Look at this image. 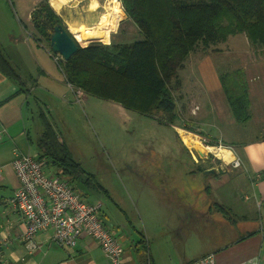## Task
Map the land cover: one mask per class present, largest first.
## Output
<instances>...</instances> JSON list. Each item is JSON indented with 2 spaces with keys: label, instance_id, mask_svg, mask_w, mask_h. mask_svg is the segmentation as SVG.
Listing matches in <instances>:
<instances>
[{
  "label": "crops",
  "instance_id": "0c3cea01",
  "mask_svg": "<svg viewBox=\"0 0 264 264\" xmlns=\"http://www.w3.org/2000/svg\"><path fill=\"white\" fill-rule=\"evenodd\" d=\"M36 2L39 0H34V4ZM29 15L31 18V12ZM35 41L44 49L41 52L43 57L38 54L36 58L37 79L44 76L54 84L61 83L53 73L59 75L57 69H62L50 49L37 39ZM28 50L32 55L31 47ZM19 56L20 53H12L11 58H7H15L20 64L23 59ZM259 58H253L250 64L241 67L249 81L250 110L253 96L264 102V72L258 68H262L263 57ZM202 60L199 65L204 68L205 61ZM23 69L20 65L18 73L22 77L21 81L8 77L0 70V128H4L0 143V264H114L96 240L83 236L75 247H62L54 241L52 228L38 232L35 237L38 247L35 250H29L25 244L23 217L8 203L20 184L12 161L16 150L39 156L38 140L42 133L40 119L44 113L41 97L32 99L31 96L37 89L38 81H33V74ZM257 69L258 72L254 71ZM216 76L212 66L210 73L206 71L204 82L214 83L208 87V96L218 121L217 135L204 133L200 127L191 128L207 137L206 140L231 147L241 159L239 167H233L231 161L223 159L216 165L222 172L233 175L229 177L231 189L225 193L219 192L218 197H215L207 179L197 187L198 178L192 180L190 160L160 159L157 153V159L144 161L141 166L150 168V171H145L147 175L141 177V184L135 192L136 198L131 197L130 204L121 198L122 201H118L122 206L119 213L102 211L105 224L124 246L121 264H188L208 254H214L215 264H264V135L262 139L242 140L239 129L242 123L236 120L227 97L222 93L221 79H218L217 84ZM184 84L182 79L181 98H190L185 96ZM85 99L88 100L87 97ZM183 101L184 109L190 108ZM116 104L125 109L121 104ZM195 108L196 103L191 105L192 114ZM30 122L34 123L38 138L37 154L31 153L35 141L31 136L33 129ZM175 127L178 130L181 126ZM180 147L187 149L195 162L198 160L183 141ZM161 151L162 156L168 157L173 148L165 146ZM43 161L45 166L48 165V160ZM176 166L186 169L176 172ZM50 174L56 172L50 171ZM77 189L84 196L82 189ZM243 189H250L252 197H240L237 190ZM207 195L214 196L211 200L213 205L200 203V197L206 199ZM216 204L219 209L214 213L213 206ZM255 206L260 210L259 216L256 215Z\"/></svg>",
  "mask_w": 264,
  "mask_h": 264
},
{
  "label": "rangeland",
  "instance_id": "374dc122",
  "mask_svg": "<svg viewBox=\"0 0 264 264\" xmlns=\"http://www.w3.org/2000/svg\"><path fill=\"white\" fill-rule=\"evenodd\" d=\"M40 1L44 0H39L35 4L34 0H0V48L9 58L12 53H17V55L20 53L19 58L23 59L20 60V64L15 58L8 59L17 72H19V66L22 65L24 68L22 71L32 73L33 81L39 75L36 64L37 55H41L44 49L37 45L33 37L38 35L29 14L39 6ZM47 1L61 16L67 29L80 45L86 46L91 42H101L115 46L143 38V34L135 23L127 17L121 0L118 2L123 17L116 28L111 30L104 27L101 39L93 38L92 40L85 37L77 38L75 28L81 25L96 27L102 14L110 11L113 0H67L59 10L53 6L52 0ZM43 43L49 47L46 41L43 40ZM30 47L33 50L32 55L28 50ZM206 56L207 58L204 59ZM259 57L263 58L260 65L262 68H258L264 72L263 50L249 41L245 33L230 35L226 41L211 45L207 49L198 46L188 55L184 61V67L178 70L177 78L171 83L173 93L178 98L179 118L175 123L166 121L162 112L157 116L165 122L126 108L121 109L116 103L74 89L66 82L63 70L59 69H57L59 75L54 73L53 75L57 76L62 81L61 83L54 84L41 76L39 80H36L38 81L37 89L31 96L32 99L40 96L42 100L40 103L44 113L43 118L40 119L42 132L46 127L45 124L50 123L60 143H63L71 157L81 164L83 172L76 179L77 186L82 189L88 201L101 203L102 211L111 210L119 213V208L122 206L118 204L120 203L118 201H122L121 198H124L128 204H130L131 197L136 198L135 192L138 190L137 186L141 184V177L147 175L145 171H150V168L141 165L144 161L157 159V153L160 159L190 160L192 180L194 177H196L195 180L198 178L197 187L202 185L204 179H207L212 193L218 197L219 192L225 193L231 189L229 177L233 176L216 168V165L220 164L221 156H224L220 149L230 148L233 152L232 148L218 141L209 142L210 140H206L199 131L192 128L195 131L192 132L198 134L204 145L215 146L211 151L207 149V152L203 153L191 149L195 158H198L195 162L188 150L180 147L183 140L175 126L182 127L187 124L186 126L190 128L200 127L204 133L217 135L218 121L215 118L214 106L208 96V87L214 83L205 84L206 71L210 73L213 66L218 84L221 76L245 64H250L253 58L260 59ZM200 59L205 61L203 62L204 68L199 65ZM182 79L185 83V96H191L190 98H181ZM85 97L88 100H84ZM183 100L187 106H190L187 110L184 109ZM252 102L250 119L239 127L244 141L262 139L264 135V102L259 101L256 96H253ZM195 103L197 108L192 114L191 105ZM29 125L33 129L31 136L35 141L31 153L37 154L36 139L38 138L34 132V123L30 122ZM219 145L223 147L217 149ZM165 146L173 148L168 157L162 156L161 150ZM233 155L237 156L234 152ZM184 168L186 169V167L176 166L174 170L177 172ZM45 171L50 174V171L58 172V168L49 161L47 167L45 166ZM237 193L243 199L247 195L252 197L250 189L237 190ZM191 197L197 196L192 195ZM213 197L207 195L204 199L201 196L200 203L213 205L211 202ZM218 209L217 204L213 206L214 213H217ZM258 211L260 210L255 206L257 216L260 213Z\"/></svg>",
  "mask_w": 264,
  "mask_h": 264
},
{
  "label": "trees",
  "instance_id": "16d2710c",
  "mask_svg": "<svg viewBox=\"0 0 264 264\" xmlns=\"http://www.w3.org/2000/svg\"><path fill=\"white\" fill-rule=\"evenodd\" d=\"M121 1L127 17L143 34L142 39L115 46L101 42L83 46L76 41V52L56 62L74 89L119 103L128 110L159 121L164 120L157 116L162 112L166 121L175 123L179 118L178 102L171 83L198 46L207 49L230 35L245 33L264 53V0ZM31 20L38 35L33 37L43 45L46 41L53 56L58 55L50 47V35L58 23L68 30L61 16L44 0L32 11ZM0 70L16 81L22 79L1 48ZM220 79L236 120L246 123L251 113L245 70L237 68ZM45 125L38 140L37 158L51 161L58 168L56 174L78 188L81 164L60 143L51 124ZM182 128L194 131L186 125Z\"/></svg>",
  "mask_w": 264,
  "mask_h": 264
},
{
  "label": "built area",
  "instance_id": "2783aa9c",
  "mask_svg": "<svg viewBox=\"0 0 264 264\" xmlns=\"http://www.w3.org/2000/svg\"><path fill=\"white\" fill-rule=\"evenodd\" d=\"M3 136L4 128H0V143ZM231 162L234 167L241 166L237 156ZM12 165L20 184L8 203L23 217V238L29 250L38 247V232L52 228L58 245L75 247L81 237L87 236L99 243L114 264L122 263L124 246L105 224L101 203L88 201L64 176L47 173L44 161L33 155L16 150ZM188 264H215V256L208 254Z\"/></svg>",
  "mask_w": 264,
  "mask_h": 264
},
{
  "label": "bare ground",
  "instance_id": "6f19581e",
  "mask_svg": "<svg viewBox=\"0 0 264 264\" xmlns=\"http://www.w3.org/2000/svg\"><path fill=\"white\" fill-rule=\"evenodd\" d=\"M66 2H67V0H52L53 6L57 10L61 9V7ZM111 4H112V6L110 8V11L108 10V13H103L102 14L101 19L98 22V25H96V27L81 25L78 28H75L74 32H75L76 37L77 38H84L85 37L88 40H92L93 38L101 39V37L103 35L104 27H106L107 29L114 30L116 28L119 20L123 17V12H122V9L120 7V4H119L118 0H113L111 2ZM106 7L108 8V6H106ZM178 131H179V134H180L183 142L190 149H194V150H197V152L199 151V152L203 153V152H207V149L209 151H211L213 149V147H214V146L204 145L203 142H202L203 140L201 141V139L198 136V134H195L192 131H188L187 129H184V128H181V127L178 128ZM209 142H211V141H209ZM220 148H217V149H220ZM220 151L224 155V156H221V157L225 161L229 162V161H231L233 159V157H234L233 152H231L229 149H223V150L220 149ZM221 153H219V154L221 155ZM46 167H47V165H46ZM72 184H74V183L72 182Z\"/></svg>",
  "mask_w": 264,
  "mask_h": 264
},
{
  "label": "water",
  "instance_id": "95a60500",
  "mask_svg": "<svg viewBox=\"0 0 264 264\" xmlns=\"http://www.w3.org/2000/svg\"><path fill=\"white\" fill-rule=\"evenodd\" d=\"M50 47L53 52L69 59L78 49L76 40L61 23L54 25L50 35Z\"/></svg>",
  "mask_w": 264,
  "mask_h": 264
}]
</instances>
